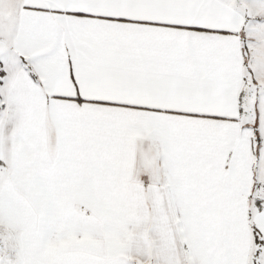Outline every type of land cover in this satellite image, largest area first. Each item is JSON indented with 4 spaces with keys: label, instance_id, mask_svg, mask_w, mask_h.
<instances>
[{
    "label": "snow or ice",
    "instance_id": "snow-or-ice-1",
    "mask_svg": "<svg viewBox=\"0 0 264 264\" xmlns=\"http://www.w3.org/2000/svg\"><path fill=\"white\" fill-rule=\"evenodd\" d=\"M0 264H264V0H0Z\"/></svg>",
    "mask_w": 264,
    "mask_h": 264
}]
</instances>
